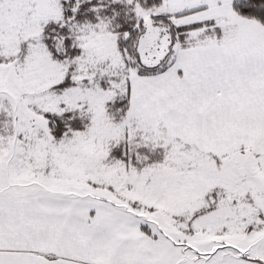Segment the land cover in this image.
<instances>
[{
    "label": "snow or ice",
    "instance_id": "obj_1",
    "mask_svg": "<svg viewBox=\"0 0 264 264\" xmlns=\"http://www.w3.org/2000/svg\"><path fill=\"white\" fill-rule=\"evenodd\" d=\"M0 264H264V0H0Z\"/></svg>",
    "mask_w": 264,
    "mask_h": 264
}]
</instances>
